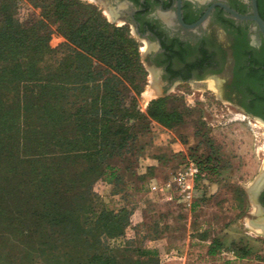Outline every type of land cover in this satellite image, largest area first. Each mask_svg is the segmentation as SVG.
Returning a JSON list of instances; mask_svg holds the SVG:
<instances>
[{"label":"trees","instance_id":"1","mask_svg":"<svg viewBox=\"0 0 264 264\" xmlns=\"http://www.w3.org/2000/svg\"><path fill=\"white\" fill-rule=\"evenodd\" d=\"M16 5L0 0V264H154V250L128 262L130 252L101 242L123 233L128 211L102 209L90 226L83 218L149 121L170 129L181 114L161 100L140 112L146 72L125 28L63 1L45 12L66 39L52 49L47 17L24 28Z\"/></svg>","mask_w":264,"mask_h":264},{"label":"rangeland","instance_id":"2","mask_svg":"<svg viewBox=\"0 0 264 264\" xmlns=\"http://www.w3.org/2000/svg\"><path fill=\"white\" fill-rule=\"evenodd\" d=\"M63 1L91 7L110 24L125 28L138 44L146 72L138 97L141 113L146 115L150 103L161 100L164 109L182 116L170 129L149 121L137 151L115 160L108 171L115 177L95 185L99 197L84 216L85 225H93L102 209L115 215L128 211L121 235L101 236L111 253L130 252L128 262L136 259L135 251L148 249L158 253L154 264H264V234L250 226L264 223V209L251 194L264 167V121L221 97L216 83L225 79L224 72L204 85L175 84L165 95L158 92L156 76L145 62L147 46L123 22H115L100 1L17 0L13 15L29 28L45 21V12L53 13ZM46 22L53 31L49 45L57 49L66 42L61 22L51 15ZM217 30L226 41L223 30ZM149 91L153 95L147 99ZM181 178L192 187L184 193Z\"/></svg>","mask_w":264,"mask_h":264},{"label":"flooded vegetation","instance_id":"3","mask_svg":"<svg viewBox=\"0 0 264 264\" xmlns=\"http://www.w3.org/2000/svg\"><path fill=\"white\" fill-rule=\"evenodd\" d=\"M97 1L147 46L145 62L158 92L165 95L175 84L204 85L224 72L216 83L221 97L264 121V36L255 22L241 21L220 5L250 15L252 0ZM257 7L264 20V0ZM257 200L264 209V189Z\"/></svg>","mask_w":264,"mask_h":264},{"label":"water","instance_id":"4","mask_svg":"<svg viewBox=\"0 0 264 264\" xmlns=\"http://www.w3.org/2000/svg\"><path fill=\"white\" fill-rule=\"evenodd\" d=\"M222 7H224L229 13H231L235 18L241 20V21H253L256 23L259 31L263 34L264 36V20L260 17L259 12H258V7H257V0H252V8H253V12L250 15H242L239 14L233 10H231L229 7L220 4ZM209 14V12L205 15V17L203 19H205L207 17V15ZM113 16V20H115L114 15ZM263 90H264V79H263ZM264 189V179H262L259 183L258 188L252 193V196L254 198V200L256 202L258 195L260 194V192Z\"/></svg>","mask_w":264,"mask_h":264},{"label":"bare ground","instance_id":"5","mask_svg":"<svg viewBox=\"0 0 264 264\" xmlns=\"http://www.w3.org/2000/svg\"><path fill=\"white\" fill-rule=\"evenodd\" d=\"M111 14V13H110ZM112 16V15H111ZM153 95V91H149L146 95H145V97L148 99V98H150L151 96ZM262 179H264V167H263V169H262V171H261V173H260V175H259V177H258V179L254 182V184H253V190H251V194L258 188V186H259V183H260V181L262 180ZM259 212L260 211H258L257 210V214H259ZM250 225V224H249ZM251 226V228H253V230H255L256 232H258V233H260V234H264V223H260V222H258V223H255V225H250Z\"/></svg>","mask_w":264,"mask_h":264},{"label":"built area","instance_id":"6","mask_svg":"<svg viewBox=\"0 0 264 264\" xmlns=\"http://www.w3.org/2000/svg\"><path fill=\"white\" fill-rule=\"evenodd\" d=\"M179 185H180V187H181V192H186V191H188V190H190L192 187H190V186H188V184H187V180L186 179H183V178H181L180 180H179ZM157 187H154L153 188V190H155ZM186 197L187 198H190L191 197V195L190 194H187L186 195Z\"/></svg>","mask_w":264,"mask_h":264}]
</instances>
